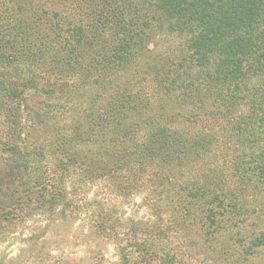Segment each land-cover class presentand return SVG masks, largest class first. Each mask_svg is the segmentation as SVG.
<instances>
[{
    "label": "trees",
    "instance_id": "16d2710c",
    "mask_svg": "<svg viewBox=\"0 0 264 264\" xmlns=\"http://www.w3.org/2000/svg\"><path fill=\"white\" fill-rule=\"evenodd\" d=\"M37 218L7 264H264V0H0V237Z\"/></svg>",
    "mask_w": 264,
    "mask_h": 264
},
{
    "label": "rangeland",
    "instance_id": "374dc122",
    "mask_svg": "<svg viewBox=\"0 0 264 264\" xmlns=\"http://www.w3.org/2000/svg\"><path fill=\"white\" fill-rule=\"evenodd\" d=\"M33 109H34V111H36L35 106H33ZM41 126H42V124H39L36 127V131L33 133L34 139H38V137L40 136ZM39 220H40V218H37L34 221L28 220L27 223H25L21 227L17 228L14 232L5 234V236L0 237V264H7L6 261L8 260V258L10 259L12 257H15V256L21 254L20 250L22 247L25 248L24 244L27 243L25 241L27 237L37 236V235H40V237H41L43 226H45V221L44 220L39 221ZM45 237H46V240H44L43 246H45V247H44L43 251L45 252V255H46L48 250L54 249L53 248L54 245L51 243L50 237L48 238L47 235ZM41 239L42 238H40L38 240L39 243L41 242ZM71 251L74 252V254L71 257H79L83 253V248L77 247L75 250L72 249V250H68V251H66V249H65V253H67V254H69V252H71ZM79 251H80V253H79ZM51 253H55V252H51ZM106 253H107V256L110 257L112 250L109 249ZM26 264H37V263L30 261ZM199 264H201V263H199Z\"/></svg>",
    "mask_w": 264,
    "mask_h": 264
}]
</instances>
